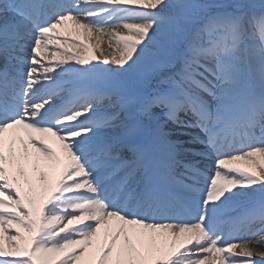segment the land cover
Masks as SVG:
<instances>
[{"label":"snow or ice","instance_id":"obj_1","mask_svg":"<svg viewBox=\"0 0 264 264\" xmlns=\"http://www.w3.org/2000/svg\"><path fill=\"white\" fill-rule=\"evenodd\" d=\"M259 246L264 0H0V264H264Z\"/></svg>","mask_w":264,"mask_h":264},{"label":"rangeland","instance_id":"obj_2","mask_svg":"<svg viewBox=\"0 0 264 264\" xmlns=\"http://www.w3.org/2000/svg\"><path fill=\"white\" fill-rule=\"evenodd\" d=\"M66 24H67L68 29L71 30V27H72V26H71V22H66ZM80 39L82 40L83 43H85V44H89L90 46H91V44H93V43L90 42L89 40L85 39L83 36H81ZM52 51H53V49L50 47L49 50H48V52H47L46 55H45V58H44V63H45V64H47V63L51 60V54H52ZM101 53H103V55H101ZM89 54H90V55H95V56L99 57L100 59H103L104 56H108V57L110 58L112 55L117 54V53H114L113 50H112V48H109V47H108L107 42H103V43H101L100 48L96 49L94 52H90ZM41 72H42V69H40V68L38 67L37 75L39 76ZM155 87H156V82H155V80H152V81L150 82V84H145V85H143V89L146 90V91H148V92H151V91L153 90V88H155ZM155 111H159V109H156ZM181 131H184V130L177 129V130H176L177 135H174V136H172L171 138H172V139H177V138H178V139H181V140H184V141L189 140V139H190L189 136H186V135H179V133H180ZM18 134H19V135H23V133H18ZM10 135H11V132H6V133H5V137H6V139H7ZM189 145H190V146H193L194 144H189ZM197 145H199V144H197ZM49 146H50L51 148H53L55 151H57V153L59 154V149H58V146H57L56 144H54V143H52V142H49ZM30 150H31L30 152H34L33 149L30 148ZM123 153H124V151H123ZM123 157H124V156H123ZM128 159L131 160V159H132V156H131L130 158H128ZM182 159H186V158H185V157H182ZM41 170L44 171V172L46 173V171H45V170H46L45 167L42 168ZM26 171L28 172V175L32 178L33 183L36 184V185H39V181H37V180L35 179L36 174H35V173H32L31 170H30V168H26ZM46 174H47V173H46ZM18 179H19V178H18ZM20 183H21V186H22L23 188H25V190H26V189H27V185H24L22 179L20 180ZM37 192H38V194H39V187H38V189H37ZM43 195H44V198H46L47 195H48V193H44ZM77 227H80V225H77ZM26 235H27V234H26ZM252 237H255L254 239H258V238H259V235L257 234V235H254V236H252ZM102 240H103V238H100L99 236L96 237V238H94V239H93V248L89 249V252H94V251H95V250L101 245ZM259 248H260V250L264 251V246H259ZM255 259H256V260H260L261 258H260V257H258V258L255 257ZM82 264H92V257H90V256H86V257L84 258V261H82Z\"/></svg>","mask_w":264,"mask_h":264},{"label":"bare ground","instance_id":"obj_3","mask_svg":"<svg viewBox=\"0 0 264 264\" xmlns=\"http://www.w3.org/2000/svg\"><path fill=\"white\" fill-rule=\"evenodd\" d=\"M90 42H92V43H95V41L93 40V41H90ZM190 147V146H189ZM197 149H200V148H197ZM30 150V149H29ZM31 151V150H30ZM133 154H132V152L129 150V149H124V153L122 154V156H124L123 158L124 159H128V158H130L131 156H132ZM129 160V159H128ZM189 161H195L196 163H198V165L202 168V169H204V168H207V169H211V167H212V161L211 160H207V159H204L203 157H201V156H194V157H192V159L191 160H189ZM189 161H185V162H189ZM237 166H243L242 164H238ZM45 171H46V173L47 174H51V172H52V170L51 169H49V168H47V167H45ZM207 174V173H206ZM205 181L202 179L201 180V183H200V187H204L205 186ZM231 207H233V206H227L226 208H225V215L224 216H222L221 217V219H227L229 216H236V214L235 213H232V212H229V208H231ZM238 215V214H237ZM223 236H224V239L227 241V240H231L232 242H238V238H236L235 237V233H233V234H230L229 233V230L227 229V228H225L224 229V231H223ZM100 238H103V236H102V234L99 236ZM256 258H258V257H256Z\"/></svg>","mask_w":264,"mask_h":264}]
</instances>
